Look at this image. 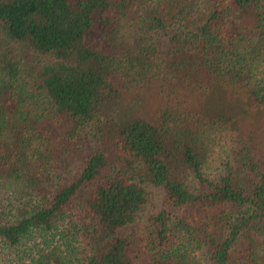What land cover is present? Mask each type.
I'll return each mask as SVG.
<instances>
[{"label":"trees","instance_id":"16d2710c","mask_svg":"<svg viewBox=\"0 0 264 264\" xmlns=\"http://www.w3.org/2000/svg\"><path fill=\"white\" fill-rule=\"evenodd\" d=\"M0 264H264V0H0Z\"/></svg>","mask_w":264,"mask_h":264},{"label":"rangeland","instance_id":"374dc122","mask_svg":"<svg viewBox=\"0 0 264 264\" xmlns=\"http://www.w3.org/2000/svg\"><path fill=\"white\" fill-rule=\"evenodd\" d=\"M13 50H14V54L20 60V64L22 65L24 69L25 68L27 69V67L29 68L30 66H34V65L38 66L43 63L53 61V59H51L48 55H42V54L38 55L36 53L34 54L32 51L23 50L21 45H18V44L14 45Z\"/></svg>","mask_w":264,"mask_h":264}]
</instances>
